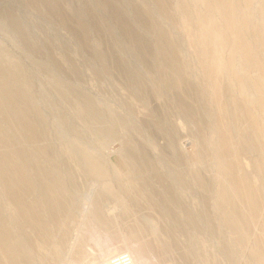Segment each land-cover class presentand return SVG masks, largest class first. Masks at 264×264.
<instances>
[{"label": "rangeland", "instance_id": "374dc122", "mask_svg": "<svg viewBox=\"0 0 264 264\" xmlns=\"http://www.w3.org/2000/svg\"><path fill=\"white\" fill-rule=\"evenodd\" d=\"M124 251L264 264V0H0V264Z\"/></svg>", "mask_w": 264, "mask_h": 264}, {"label": "built area", "instance_id": "2783aa9c", "mask_svg": "<svg viewBox=\"0 0 264 264\" xmlns=\"http://www.w3.org/2000/svg\"><path fill=\"white\" fill-rule=\"evenodd\" d=\"M92 264H137V261L132 253L124 251Z\"/></svg>", "mask_w": 264, "mask_h": 264}, {"label": "bare ground", "instance_id": "6f19581e", "mask_svg": "<svg viewBox=\"0 0 264 264\" xmlns=\"http://www.w3.org/2000/svg\"><path fill=\"white\" fill-rule=\"evenodd\" d=\"M234 21H235V19H234V17L233 16H230L229 18H228V24L230 25V26H234L235 25V23H234ZM228 25V26H229ZM245 49V48H244ZM245 52L247 51L246 49L244 50ZM11 159V158H10ZM14 166V165H13ZM14 174V173H13Z\"/></svg>", "mask_w": 264, "mask_h": 264}]
</instances>
